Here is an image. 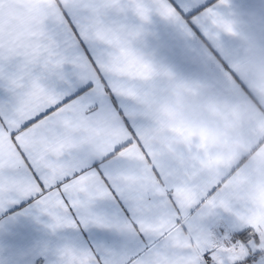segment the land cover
Listing matches in <instances>:
<instances>
[{"label": "snow or ice", "instance_id": "snow-or-ice-1", "mask_svg": "<svg viewBox=\"0 0 264 264\" xmlns=\"http://www.w3.org/2000/svg\"><path fill=\"white\" fill-rule=\"evenodd\" d=\"M0 0V264H264V224L225 211L169 165L118 75L156 71L134 46L176 35L251 95L214 43L233 0ZM249 7L264 8V0ZM132 44L133 46H130ZM151 56H155L153 51ZM184 66L177 62V70ZM215 211H209V209ZM22 218L53 239L26 247ZM35 260V264H45Z\"/></svg>", "mask_w": 264, "mask_h": 264}, {"label": "crops", "instance_id": "crops-1", "mask_svg": "<svg viewBox=\"0 0 264 264\" xmlns=\"http://www.w3.org/2000/svg\"><path fill=\"white\" fill-rule=\"evenodd\" d=\"M233 2L242 9L228 18L233 32L217 26L213 40L251 95L230 77L222 79L216 62L187 45L181 35L175 36L169 51L155 28L134 38V46L156 71L144 75L126 67L117 74L134 85L132 100L155 130L152 142L161 157L187 171L192 183L218 186L225 211L264 224V8H247L259 0ZM28 6L41 7L35 0ZM46 10L57 13L52 0ZM153 51L155 56L150 55ZM177 62L183 70H177ZM13 231L24 234L26 247L53 239L29 218H22ZM0 243L13 241L0 237ZM35 260L45 257L38 254L33 264Z\"/></svg>", "mask_w": 264, "mask_h": 264}]
</instances>
